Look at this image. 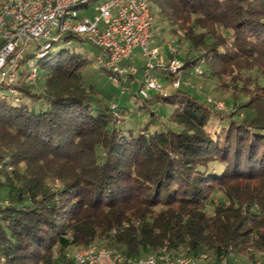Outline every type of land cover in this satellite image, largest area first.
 <instances>
[{
    "label": "trees",
    "instance_id": "16d2710c",
    "mask_svg": "<svg viewBox=\"0 0 264 264\" xmlns=\"http://www.w3.org/2000/svg\"><path fill=\"white\" fill-rule=\"evenodd\" d=\"M150 3L187 45L172 57L187 73L203 61L201 78L232 93L230 108L195 90L136 92L150 116L132 128L118 105L93 99L88 54L51 51L33 85L23 62L20 101L0 99V264H72L91 245L131 260L167 248L264 261V0ZM73 40L85 43L61 42ZM159 102L174 108L164 125Z\"/></svg>",
    "mask_w": 264,
    "mask_h": 264
},
{
    "label": "built area",
    "instance_id": "2783aa9c",
    "mask_svg": "<svg viewBox=\"0 0 264 264\" xmlns=\"http://www.w3.org/2000/svg\"><path fill=\"white\" fill-rule=\"evenodd\" d=\"M97 1L101 4L93 18L80 16V12H88ZM63 36L82 39L102 50L98 63L111 72L110 80L117 87L142 67L143 84L137 91L141 100L150 99L153 93L167 97L182 86L193 88L192 78L204 75L203 61L187 73L184 62L172 57L178 55L172 43L168 44L166 52L155 44L150 0H5L0 8V99L9 95L19 102L15 86L23 62L27 61L28 84L33 85L40 76L38 64L30 62L26 54L34 49L38 58H44ZM73 43L77 44V40L68 42ZM156 70L166 76L169 88L152 75ZM208 102L217 110L226 109L224 102L212 98H208ZM111 109L116 110L117 105H112ZM245 260L243 263L233 254L219 258L205 253L194 256L189 250L167 248L131 260L116 250L97 245L67 258L72 264H262Z\"/></svg>",
    "mask_w": 264,
    "mask_h": 264
},
{
    "label": "rangeland",
    "instance_id": "374dc122",
    "mask_svg": "<svg viewBox=\"0 0 264 264\" xmlns=\"http://www.w3.org/2000/svg\"><path fill=\"white\" fill-rule=\"evenodd\" d=\"M101 4L100 1L95 2L91 5L90 10L88 12H80V16L83 17H90L93 18L94 15L98 13L97 7H99ZM154 34H155V44L160 45L163 49V52L167 51L168 44L172 43L174 47L176 48L177 52L182 54L187 53V45L180 44L177 37H173L172 34L169 33V27L164 24L158 16H155L154 19ZM35 46V44H33ZM63 50H70L75 51L77 53L82 54H88V56L95 60L93 65H91L86 72L85 78H86V84L92 85L94 88L95 95L93 96V99L97 100V102L107 104L109 107L112 105H118L119 106V112L125 111V115L123 116L122 120H124V125L130 126L132 128H137L138 124L145 122L149 119L150 114L143 113L141 111L137 110V106L135 104L134 94L138 91L139 83L135 82L132 85V88H129V85L126 82H124L125 85H121L120 87L115 86L110 78L106 75L105 72L100 71L98 60H96V57L102 54V50L88 44L83 43L81 44H68V43H62L61 41L59 43H56L52 54H58ZM27 58H29L30 62H33V64L39 63V58L37 57V52L32 49L26 54ZM141 66L138 64V67ZM40 76H41V67L38 65ZM152 75L159 78V82L162 86L169 88L170 84L168 83L166 76L161 71H152ZM144 79L142 72L138 75V82H142ZM193 84V88H187L182 86V89L186 90H195L198 94H204L207 96H211L214 100L225 102L226 105L229 107V102L232 97V93L230 91L224 90L220 85H217L214 81L208 79V78H192L191 80ZM41 87H43V83L41 84ZM153 111L160 117L162 120V125L166 124L168 118L173 113L174 108L171 105H167L164 103H156L153 107ZM121 121V120H120ZM122 124V123H121ZM218 125V124H217ZM216 126V125H215ZM212 128L211 130L214 132V130H220L219 126H216ZM216 168H220V166L216 165ZM3 194H6V190L3 191ZM223 200L225 201L223 195L221 193H217L214 197L215 203H217V200ZM213 207L211 206L209 211L212 212ZM99 245V244H98ZM256 258L260 259V254L256 255ZM262 264H264V261H261Z\"/></svg>",
    "mask_w": 264,
    "mask_h": 264
}]
</instances>
